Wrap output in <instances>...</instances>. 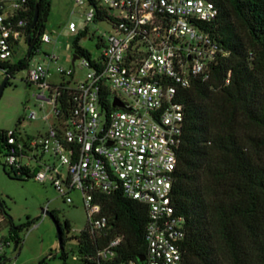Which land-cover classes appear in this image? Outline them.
<instances>
[{"label":"built area","instance_id":"obj_1","mask_svg":"<svg viewBox=\"0 0 264 264\" xmlns=\"http://www.w3.org/2000/svg\"><path fill=\"white\" fill-rule=\"evenodd\" d=\"M74 5L87 6L85 22L106 21L111 31L100 39L98 58H81L66 45L73 68H59L55 83L45 63L30 64L36 43L51 42L49 34L32 27L34 0H0V70L11 78L9 66L28 61L27 82L41 92L36 101L47 125L36 136L6 131L5 166L49 182L67 204L73 203L71 192L80 194L87 225L74 237L84 233L97 241L110 235L104 197L121 192L147 208L144 260L119 261L124 238L116 236L83 257L92 264H182L186 218L173 201L185 122L181 98L197 82L211 83L215 68L230 56L210 30L219 11L210 0H77ZM68 30L76 37L82 32L74 22ZM48 59L56 63L58 57ZM77 60L87 70L80 82L74 80ZM115 100L123 107L113 106ZM36 117L34 111L31 119ZM47 213L46 207L42 216ZM16 244L0 234L1 264H14L5 250L17 249Z\"/></svg>","mask_w":264,"mask_h":264},{"label":"trees","instance_id":"obj_2","mask_svg":"<svg viewBox=\"0 0 264 264\" xmlns=\"http://www.w3.org/2000/svg\"><path fill=\"white\" fill-rule=\"evenodd\" d=\"M210 1L219 11L210 30L230 56L215 68L211 83L197 82L182 92L185 122L173 187L176 210L186 218L182 264H223L222 253L228 264H264V0ZM50 5L51 0H34L39 35L45 33ZM85 35L86 29L72 47L81 58L89 59L90 54L79 46ZM27 66L28 61L22 60L9 66V71L14 75ZM228 72L230 81L225 86ZM5 134L0 131L3 150ZM6 174L32 178L24 170L21 176L13 169ZM102 202L112 230L97 241L84 233L65 238L64 233L70 232L68 221L62 226L57 213L48 212L61 232L63 260L69 239L77 242L80 260L89 263L83 257L93 255L116 236L124 238L119 261H136L144 255L147 208L121 192ZM0 209L7 216L2 205ZM6 221L8 236L18 248L17 233L33 222L15 227L10 217Z\"/></svg>","mask_w":264,"mask_h":264},{"label":"rangeland","instance_id":"obj_3","mask_svg":"<svg viewBox=\"0 0 264 264\" xmlns=\"http://www.w3.org/2000/svg\"><path fill=\"white\" fill-rule=\"evenodd\" d=\"M77 0H51L50 12L45 23V32L51 36L48 44H38L37 52L33 54L30 64L45 63L53 73L52 82L57 83L59 76L57 70L66 71L73 68L72 53L66 50V45H73L76 38L68 30V24L74 22L79 31L86 29V35L79 41V46L85 49L93 58L101 54L100 39L111 31L109 24L104 22L87 23L84 13L87 6L80 8L74 5ZM85 1V0H84ZM21 50H26L22 42ZM57 56L56 63H49L48 57ZM17 54L15 59H18ZM80 61L74 64L76 69L75 82L86 78V69H80ZM5 75L0 70V84ZM37 86L27 82L26 69L16 72L9 78L0 98V131H17L23 136H36L47 130V125L42 120V113L38 108L36 96L40 95ZM37 113L31 119L33 112ZM5 152L0 147V204L7 216L0 212L4 220L0 223V234L8 237L10 217L15 227H21L28 221L33 224L28 232L23 230L17 235L21 245L15 249L14 245L5 250L7 261L14 264H92L80 260L77 242L68 240L64 246L67 258L60 257V245L57 239L56 227L49 215L42 216V211L47 207L48 212H56L61 225L68 221L70 232L64 233L65 238L77 236L84 231L87 225L86 213L82 206L80 194L77 191L70 193L73 201L67 204L59 196L49 182L41 183L33 178L16 179L8 176L3 166L5 165ZM1 211V209H0ZM223 264H228L227 257L221 254Z\"/></svg>","mask_w":264,"mask_h":264},{"label":"water","instance_id":"obj_4","mask_svg":"<svg viewBox=\"0 0 264 264\" xmlns=\"http://www.w3.org/2000/svg\"><path fill=\"white\" fill-rule=\"evenodd\" d=\"M37 20H38V10H37V7H36V8H35V11H34V16H33L32 27H34V26L36 25ZM34 46H35L34 43H32V44L30 45V47H29V51H28V58L30 57L31 52H32ZM76 59H78L77 56H73V61H75ZM8 80H9L8 76H5L4 79H3V81H2L1 84H0V98H1V96H2V92H3V90H4L5 86H6V84L8 83ZM113 106L123 107V105H122L119 101H117V100L114 101ZM0 206H1V205H0ZM47 215H49V214L47 213ZM53 222H54V221H53ZM54 224H55V227H56L57 239H58V241H59V245H60V241H61V232H60V230H59L58 225H57L55 222H54ZM138 260H139L140 262H142V261L144 260V258H143L142 256H139V257H138Z\"/></svg>","mask_w":264,"mask_h":264}]
</instances>
